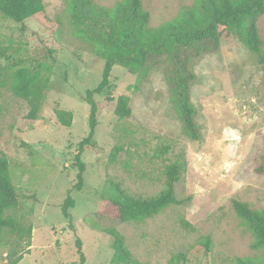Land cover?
<instances>
[{
	"label": "rangeland",
	"instance_id": "obj_1",
	"mask_svg": "<svg viewBox=\"0 0 264 264\" xmlns=\"http://www.w3.org/2000/svg\"><path fill=\"white\" fill-rule=\"evenodd\" d=\"M69 1L42 0L44 12L23 23L0 14V151L17 197L5 214L31 225L30 235L2 234L0 264H73L77 238L86 264H111L109 230L123 236L141 264H233L235 258L264 264V248L252 246L253 236L230 202L241 200L264 212V173L253 170L264 156V64L226 30L217 46L208 43L187 53L193 76L189 101L196 109L199 140L182 130L171 97L169 56H161L142 75L115 65L110 87L93 96L97 124L82 155L84 182L80 190L72 189L74 156L88 133L89 105L83 96L100 82L104 61L90 34L74 28ZM121 1L92 0L103 8ZM195 1L142 0L147 26L180 17ZM257 26L264 51V13ZM18 64L41 65L49 77L34 120L26 117V100L11 89ZM119 95L128 97L131 110L122 119L114 114ZM161 144L170 150L153 157ZM115 146L120 149L112 159ZM177 159L185 167L175 196L183 201L190 197L188 201L138 222L121 221L108 211L103 197L111 186L137 198L157 196L165 189L164 167ZM67 195L74 199L70 225L61 212Z\"/></svg>",
	"mask_w": 264,
	"mask_h": 264
},
{
	"label": "trees",
	"instance_id": "obj_2",
	"mask_svg": "<svg viewBox=\"0 0 264 264\" xmlns=\"http://www.w3.org/2000/svg\"><path fill=\"white\" fill-rule=\"evenodd\" d=\"M43 9L42 0H0L1 16L15 23L34 18L42 14ZM68 11L74 28L90 34L92 41L97 45V53L104 61L100 82L84 92L83 99L89 105L88 133L78 142L74 156L77 168L76 182L72 189L80 190L84 182L85 162L82 155L85 145H89L93 138L97 124L98 105L93 96L101 95L110 87V73L115 65L142 75L160 61L161 56H169L172 64L168 74L172 86L171 97L182 130L188 138L199 140L200 133L194 120L196 109L189 101V82L193 76L187 69V53L192 52V49L198 51L208 46V43L217 46L221 31L226 30L242 41L259 64H264L262 40L257 26L258 18L264 13V0H196L193 6L185 7L180 17L154 28L147 26L149 14L143 10L142 0H122L111 8L100 7L92 0H70ZM51 52L52 50H49L48 54ZM51 60L54 62L55 58L51 57ZM41 71V65L26 64H18L12 71L11 89L26 100V117L30 120L36 119L49 85V77ZM105 99L112 100L108 95ZM130 112L128 97L119 95L115 99V116L122 119L128 117ZM68 115L70 118V114ZM60 120L65 124L69 122ZM119 149L114 147L112 159ZM169 150L168 144H161L154 149L153 157L161 158ZM184 167L185 162L182 159L168 163L163 170L165 189L154 197H133L118 187L111 186L110 192L103 197L108 211L121 221L138 222L158 214L170 205L188 201L190 197L183 201L175 196V184L180 180ZM253 170L258 174L264 173V156ZM15 195V189L10 182L8 161L0 151V238L5 231L19 236L30 235L31 225L25 227L15 218L5 214L6 209L15 207ZM230 202L241 223L250 230L253 236L252 246L264 248V212L250 208L241 200L232 199ZM73 206L74 199L70 195L64 197L61 212L69 225V209ZM181 221L182 225H189L184 219ZM109 233L113 249L111 264H141L134 260L121 234L115 230H109ZM210 242V238L206 236L203 242L206 253L210 250ZM75 245L78 259L73 264H86L79 238L75 240ZM251 263L248 259L235 258L233 264Z\"/></svg>",
	"mask_w": 264,
	"mask_h": 264
}]
</instances>
